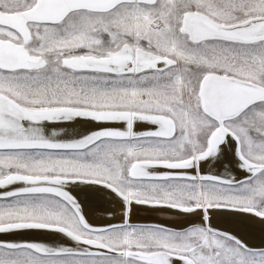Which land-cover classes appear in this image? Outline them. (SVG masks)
I'll return each instance as SVG.
<instances>
[{"label": "snow or ice", "instance_id": "1", "mask_svg": "<svg viewBox=\"0 0 264 264\" xmlns=\"http://www.w3.org/2000/svg\"><path fill=\"white\" fill-rule=\"evenodd\" d=\"M0 264H264V0H0Z\"/></svg>", "mask_w": 264, "mask_h": 264}]
</instances>
